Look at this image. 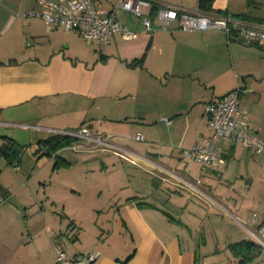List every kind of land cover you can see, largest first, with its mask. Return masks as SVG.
I'll return each mask as SVG.
<instances>
[{"label": "crops", "instance_id": "crops-1", "mask_svg": "<svg viewBox=\"0 0 264 264\" xmlns=\"http://www.w3.org/2000/svg\"><path fill=\"white\" fill-rule=\"evenodd\" d=\"M92 1L110 9L117 0ZM148 1L191 14H228L247 25L264 24L237 16L251 12L264 19V3ZM38 8L36 0H0V137L18 144L33 141L52 173L78 167L100 174L116 155L64 146L48 155L39 142L51 134L50 128L85 125L112 134V143L149 158L159 169L150 173L124 161L125 179L49 178L41 182L42 195L0 189L6 197L0 206V264H53L56 245L69 257L97 250L92 264H240L231 255L219 260L217 244L195 234L219 227L224 214L231 215L229 209L234 218L264 225V208H248L264 185V151L220 142L225 162L211 168L182 158L180 149L208 134L206 103L236 86L244 88L242 105L261 137L264 119L254 109L264 100V45L228 37L220 29L180 30L175 21L162 29L153 14L154 29L146 30L142 17L126 10L116 17L136 30L137 37L125 40L115 33L103 43L84 39L75 30L47 27L40 17L27 14ZM143 9L150 15V8ZM136 133L143 139H135ZM56 159L66 165L55 166ZM163 169L199 181L216 203L178 188ZM129 184L141 188L124 193ZM259 199L264 204V196Z\"/></svg>", "mask_w": 264, "mask_h": 264}, {"label": "built area", "instance_id": "built-area-1", "mask_svg": "<svg viewBox=\"0 0 264 264\" xmlns=\"http://www.w3.org/2000/svg\"><path fill=\"white\" fill-rule=\"evenodd\" d=\"M39 8L36 11L27 12L29 15L40 17L47 27H58L62 30H75L87 40H98L107 43L115 33L125 40L137 37L136 30L128 28L116 17L120 10H126L131 14L142 17L146 30L152 27L151 15L144 12V7L151 8L148 0H117L107 9L95 4L92 0H36ZM153 16L161 22L160 27L167 29L173 21L177 28L184 31L220 29L227 36H235L245 43L264 45V24L247 25L228 14L194 13L176 6L157 5ZM244 88L236 86L228 93L219 98L212 99L205 105V115L209 132L207 135L197 137L195 142L180 149L182 158L192 159L203 167L217 168L225 162L220 142L227 144L239 143L254 152L264 151V139L259 137L250 125L248 110L241 103V95ZM161 120L169 122L167 117ZM51 133L68 136L71 138L65 148L74 151L104 150L116 155L125 162L137 165L147 172L154 173L159 166L149 158L135 151L119 147L111 142L112 134L95 131L88 126L80 125L72 129L50 128ZM135 139L142 140L141 134L136 133ZM166 175L175 179L177 186L186 188L191 194L203 199L216 201L197 185L199 181H188L172 170L163 169ZM165 179V178H164ZM6 197L0 194V204L5 202ZM264 235V225L258 229ZM252 233V232H251ZM252 235L256 242L264 245V240L255 233ZM56 258L53 264H92L98 257L99 252L95 249L85 253L69 257L61 245H56Z\"/></svg>", "mask_w": 264, "mask_h": 264}, {"label": "rangeland", "instance_id": "rangeland-1", "mask_svg": "<svg viewBox=\"0 0 264 264\" xmlns=\"http://www.w3.org/2000/svg\"><path fill=\"white\" fill-rule=\"evenodd\" d=\"M262 13H264V6H262ZM243 96V95H242ZM243 98H241L242 103ZM262 107H264V100H262ZM259 107L256 111V114L259 118L264 119V108ZM248 110V109H247ZM249 112V110H248ZM254 113V112H253ZM255 114V113H254ZM18 129V128H17ZM18 131V130H17ZM261 137L264 138V131L261 133ZM23 140V137L20 138ZM5 143L0 142V148H5ZM20 144L23 146V150L19 155V162L16 166H12L6 159L5 155L0 152V189L2 191H9L11 193H17L20 190V193H28V191L32 193H37L39 195H42L43 193V186L41 182H44V180H48L49 178L52 179V182L62 179V178H77L83 179L84 177H103V178H112V179H125L127 178L125 168H123L124 161L116 156H113L114 162L113 164L109 165L107 164L106 169H99L101 170L100 174H95L92 171H85L84 168H67V167H61L65 166L66 164L61 163L57 167H61V169H56L54 173L51 172V164L46 163V156L42 154L40 149H37V145L32 141H21ZM47 165H46V164ZM99 161H95V164L98 165ZM114 165V166H112ZM174 172V171H173ZM264 172V170H262ZM192 182L196 181L191 180ZM198 187L200 189H204L200 183H197ZM125 187L123 189L124 193L130 192L131 189L138 190L141 188L140 186H137L135 184H129V186H123ZM144 187H142L143 189ZM178 188L190 192L186 188H181L178 186ZM141 189V190H142ZM260 194L257 197V191L254 193V202L251 200L248 203V208L251 210H254L256 212H259L262 208H264V204L259 205V197L264 196V185L260 187ZM128 191V192H126ZM204 191L210 196L214 197V195L210 192L204 189ZM187 193V194H188ZM2 194V193H0ZM203 199V198H200ZM206 202H209V204H214L211 202L210 199H203ZM2 203L0 204V206ZM164 205V204H162ZM205 207H207L205 205ZM164 209L168 210V212H171L176 218H179V215H176L169 209L167 205L163 206ZM223 211V210H222ZM61 212V211H60ZM231 213V215H234L235 213L232 212L230 209L228 211ZM229 215L228 213H225L223 216L222 224L217 227L214 225V227H206L204 231H202L201 234H195L196 237L200 239H205L209 244L215 245L217 244V248H220L218 251L214 252L215 254H218L219 260H222V258H227L228 255H231V252L228 248L223 249L222 247L226 245L228 242H233L234 240H238L241 238H245L247 240L256 241V238L252 235V233H255L258 237H260L262 240H264V235L260 233L258 230L259 227L255 224L250 223V220L245 218H234L233 216ZM260 215V214H259ZM212 220V219H209ZM180 228L179 226L177 227ZM195 229V228H194ZM193 229V230H194ZM196 230V229H195ZM252 232V233H251ZM228 245V244H227ZM264 247V245H262ZM264 249V248H262ZM232 256V255H231ZM251 260H253L251 262ZM251 260L245 262L244 264H264V252L260 253L258 252L257 255L252 258ZM227 261V260H226ZM226 264H233V262H227ZM242 264V263H240Z\"/></svg>", "mask_w": 264, "mask_h": 264}, {"label": "trees", "instance_id": "trees-1", "mask_svg": "<svg viewBox=\"0 0 264 264\" xmlns=\"http://www.w3.org/2000/svg\"><path fill=\"white\" fill-rule=\"evenodd\" d=\"M248 6H258L259 3H264V0H247ZM156 5L151 4L150 8V15H152L156 9ZM237 16H239L241 19L244 20H264L262 18H256L254 15L251 14V12H244L240 13ZM0 138L6 139L5 148L0 150L4 153V155L7 158L8 151L10 150L11 146L15 144L16 142L7 136H2ZM71 141V138L68 136H63L60 134L51 133L49 136H47L45 139L39 140L41 142L42 148L45 149V153L48 155H52L56 150L61 148L62 146H65L69 144ZM47 145V146H46ZM63 163L59 159L55 160L54 165L58 166V164ZM264 247L256 241L242 239L236 242H232L228 245V249L231 252V255L233 257L239 258L240 263L244 264L245 262L251 260L254 258L257 253Z\"/></svg>", "mask_w": 264, "mask_h": 264}, {"label": "water", "instance_id": "water-1", "mask_svg": "<svg viewBox=\"0 0 264 264\" xmlns=\"http://www.w3.org/2000/svg\"><path fill=\"white\" fill-rule=\"evenodd\" d=\"M23 150V146L18 143H15L11 146L10 150L8 151L7 161L12 165L16 166L19 162V155Z\"/></svg>", "mask_w": 264, "mask_h": 264}]
</instances>
